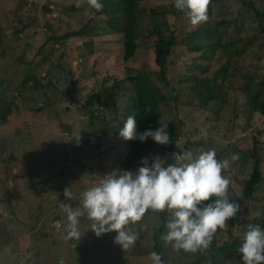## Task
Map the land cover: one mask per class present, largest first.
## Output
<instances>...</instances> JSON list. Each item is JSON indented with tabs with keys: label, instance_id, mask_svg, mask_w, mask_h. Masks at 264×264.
Wrapping results in <instances>:
<instances>
[{
	"label": "rangeland",
	"instance_id": "rangeland-1",
	"mask_svg": "<svg viewBox=\"0 0 264 264\" xmlns=\"http://www.w3.org/2000/svg\"><path fill=\"white\" fill-rule=\"evenodd\" d=\"M47 1L56 13L54 5H67L75 0H0V31L3 30L2 37L6 38V49L0 48L3 52L0 54V84L6 82L3 91L6 97L15 93L21 95L15 103L18 109L12 107L8 120L0 123V264H152L150 254L154 252L153 235L158 230L159 213L149 210L140 222L130 226L138 233V239L131 250H123L114 242L115 232L97 237L87 230L90 221L85 217L80 220L81 231L86 230L80 240L66 239L68 221L60 203L79 207L82 193L97 185L103 176L115 169L135 172L143 166L142 159L150 165L155 157H160L165 161V167L173 164L168 154L169 145L155 142L150 143L137 159H126L125 146L120 145L128 140L114 132L119 120L111 119L115 114L110 108H101L93 102L100 118L92 121L88 119L89 112L83 108L86 97L101 85L108 86L115 78L125 77V65L156 68L154 54L148 51L144 59L143 55L138 57L137 54L132 60L123 62L115 36L109 30L96 26L90 36L91 49L83 42L86 39H70L63 51V65L56 68L51 60L55 62L62 49L57 48L55 55L47 61L44 54L50 44L43 49V54L39 51L52 32L44 27L46 13L43 5ZM164 1L143 0L140 6L147 9L160 6ZM83 7V12H87L89 7L85 4ZM186 21L189 30L192 25L189 18ZM24 23L27 24L25 30L13 34L12 28L21 27ZM186 35V30L176 33L178 40ZM239 36L248 37V31L241 32ZM258 38L252 41V46L255 47L263 35L258 34ZM179 44L169 57L167 76L170 79L182 76L197 59L189 45ZM19 57H22L21 61ZM31 64L42 83L50 80V85L35 90L34 83H29L26 89L23 88L22 79ZM209 64L214 69L218 67L215 60H210ZM68 69L72 75L68 74ZM231 69L232 75L227 73L230 82L227 107L225 112H221L222 116L212 115L203 104L197 103L188 86L174 83L180 90L179 100L169 99L167 104L161 105L160 124L167 125L174 120L177 147L182 149L186 145L185 151H191L194 156L208 150H215L218 160L238 154L239 158L223 175L231 180L229 187L233 192L240 194L242 180L252 169V136L263 129L264 117L256 115L250 121V127L243 128L248 121L240 112L243 97L236 88L237 84L243 83L244 73L252 74L253 64ZM121 99L117 105L122 104ZM233 109L238 111L237 117L233 116ZM77 134L80 135V143L75 145ZM256 137L259 140L256 148L262 158V181L256 189L250 212L240 218L242 222L231 232L240 242H243V232L248 224L264 228V131ZM95 141L100 144L96 151ZM66 188L73 193L75 200L65 198ZM53 214L58 216L62 227L53 226ZM228 239L224 229L218 240L224 247L214 252L218 261L230 252ZM160 242L170 264L179 262L181 258L186 261L196 257L195 253L174 250L163 239ZM211 255L209 251H200V261L204 263L206 258L214 259L210 258ZM218 263L234 264L223 259Z\"/></svg>",
	"mask_w": 264,
	"mask_h": 264
},
{
	"label": "trees",
	"instance_id": "trees-1",
	"mask_svg": "<svg viewBox=\"0 0 264 264\" xmlns=\"http://www.w3.org/2000/svg\"><path fill=\"white\" fill-rule=\"evenodd\" d=\"M142 1L100 0L103 9L99 12L92 8L87 0L80 3V7H76L78 3L76 0L67 5H54L56 13L50 7V2L47 1L43 5V11L46 13L44 27L46 30L51 29L52 32L45 38L39 51L43 54V49L48 43L50 44L49 50L44 54V60L47 61L51 60V56L57 48L62 49L56 61L52 62L51 60L56 68L63 65L61 60L67 41L72 38L86 39L83 42L91 49L90 36L97 27L101 30L107 29L115 36L123 62L132 60L137 54H139L138 57L143 55L144 59V54L148 51L154 54L153 61L156 68L149 69L144 65L139 67L125 65L124 78H115L111 85H101L99 89L86 97V105H83V108L89 112L88 119L90 121L100 118L96 112L98 108H93L94 102L101 108H110L111 113L115 114L111 119L119 120L114 129L116 134L124 126L129 115H135L137 135L146 130H155L161 123V105L167 104L169 99L179 100L180 90L173 85L174 83L182 84V87L188 86L197 103L203 104L212 115L220 117L222 116L221 112H225L227 107L226 95L230 88L227 73L232 75V67L246 66L247 63L253 64L252 74L244 73L243 83L237 84L236 88L243 97L240 112L248 121V124L246 122L243 128H249L250 121L256 115L264 117V0H211L208 8V21L198 27L192 26L189 30L186 21L188 17L184 12L178 11L174 7V0H165L162 5L147 9L140 6ZM83 3L89 7L87 12H83L85 9ZM26 26V23L21 27L14 26L13 34L23 32ZM178 30H186L188 35L178 40L176 36ZM243 31H248V37L239 36ZM2 33L3 30L0 31V48L4 50V48L6 49V38L2 37ZM258 34L263 35V38L254 47L251 43L255 39H260ZM178 43H180L179 45H189L191 53H194L195 58L197 57L196 60L199 59V61L195 60L192 68L187 69L182 76L170 79L167 76L171 62L169 57ZM149 46L151 49H148ZM0 54L3 55V52ZM19 60L21 61L22 57H19ZM210 60L217 61L216 69L214 66L210 67ZM29 66V70L22 79L24 89L29 83H34L35 90H40L51 84L50 80L42 83L41 79L33 72L34 66L32 64ZM230 66L232 67L229 68ZM67 72L72 75L69 69ZM124 96L125 100H123ZM20 97L19 93H15L11 97H6L3 94V97H0V123H5L8 120L12 107L18 109L15 103L16 99ZM120 98H122V104L117 105ZM233 112L235 113L233 116L237 117L238 111L233 109ZM174 123V120L169 121L166 129L170 137L168 154L172 158V163H174V154H182L186 150V145L182 149L176 145L178 136ZM262 131H264V126L261 131L257 130L256 136H259ZM256 136H252L250 149V156L253 158L252 169L242 180L241 193L236 194L230 187L228 188L229 199L239 205V212L235 218L227 221L228 227L225 230L229 239L226 241L229 242L228 251L230 252L227 257H223L219 261L223 259L234 264H243L237 251L243 242H240L239 238L231 232L236 225L242 222L240 218L250 212V207L255 202L256 189L262 181V158L256 148L259 143ZM153 142L150 137L143 142L133 139L128 140L120 147L125 146L126 159L134 160L140 157L145 148ZM99 146L100 144L95 141V151L99 149ZM97 154H100V151H97ZM124 164L127 168V162ZM170 216L171 213L168 210L159 212L158 230L153 235L152 249L161 256L164 264L170 263L163 254L160 239L166 229L165 222ZM51 217L55 227L58 216L53 214ZM262 221L258 222L262 223ZM260 227L262 228V225ZM223 230H218L210 248L203 250L209 251L212 254L210 258L214 259L206 258V261L202 263L200 261L202 258L199 256L200 251H198L195 253L194 259L185 261L181 258L175 264H220L218 263L219 258L215 259V253L224 247L222 243H218L219 234Z\"/></svg>",
	"mask_w": 264,
	"mask_h": 264
},
{
	"label": "clouds",
	"instance_id": "clouds-1",
	"mask_svg": "<svg viewBox=\"0 0 264 264\" xmlns=\"http://www.w3.org/2000/svg\"><path fill=\"white\" fill-rule=\"evenodd\" d=\"M82 2L78 0L76 7ZM210 2L174 0V7L187 15L193 27H198L209 19ZM87 3L98 12L103 9L100 0H87ZM160 125L137 135L135 115H129L119 135L124 140L141 142L150 137L155 143L166 145L170 142L167 125ZM238 158V154H233L230 159L218 160L215 150L197 156L185 151L174 154V163L166 167L163 159L155 157L150 165L142 159L143 166L135 172L115 169L82 193L79 207L60 203L68 221L65 238L80 240L86 231H81L80 220L85 217L90 221L87 230L97 237L115 232L114 242L123 250H131L138 233L130 226L140 222L149 210L155 213L168 210L171 216L165 222L167 231L161 239L177 251L207 250L217 231L227 229V221L239 212V205L228 196L231 180L223 175ZM63 194L68 200L76 199L67 188ZM242 239L237 251L243 264H264V228L248 224ZM150 258L152 264H164L156 252Z\"/></svg>",
	"mask_w": 264,
	"mask_h": 264
},
{
	"label": "water",
	"instance_id": "water-1",
	"mask_svg": "<svg viewBox=\"0 0 264 264\" xmlns=\"http://www.w3.org/2000/svg\"><path fill=\"white\" fill-rule=\"evenodd\" d=\"M6 86V82H4L1 86H0V97H3V91L4 88ZM80 143V135H76L75 140H74V144L77 145Z\"/></svg>",
	"mask_w": 264,
	"mask_h": 264
},
{
	"label": "built area",
	"instance_id": "built-area-1",
	"mask_svg": "<svg viewBox=\"0 0 264 264\" xmlns=\"http://www.w3.org/2000/svg\"><path fill=\"white\" fill-rule=\"evenodd\" d=\"M55 226L58 227V228L61 227V223L59 222V220H56Z\"/></svg>",
	"mask_w": 264,
	"mask_h": 264
},
{
	"label": "crops",
	"instance_id": "crops-1",
	"mask_svg": "<svg viewBox=\"0 0 264 264\" xmlns=\"http://www.w3.org/2000/svg\"><path fill=\"white\" fill-rule=\"evenodd\" d=\"M57 220H59V219H57ZM61 227H62V224H61Z\"/></svg>",
	"mask_w": 264,
	"mask_h": 264
}]
</instances>
